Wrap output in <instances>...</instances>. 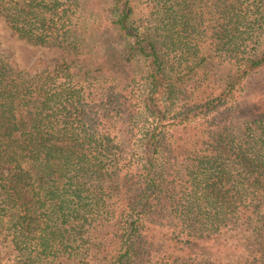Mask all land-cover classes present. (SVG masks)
I'll return each instance as SVG.
<instances>
[{
  "label": "trees",
  "instance_id": "trees-1",
  "mask_svg": "<svg viewBox=\"0 0 264 264\" xmlns=\"http://www.w3.org/2000/svg\"><path fill=\"white\" fill-rule=\"evenodd\" d=\"M1 22L63 57L0 51V264H264V0H0ZM223 236L246 257L199 255Z\"/></svg>",
  "mask_w": 264,
  "mask_h": 264
},
{
  "label": "rangeland",
  "instance_id": "rangeland-1",
  "mask_svg": "<svg viewBox=\"0 0 264 264\" xmlns=\"http://www.w3.org/2000/svg\"><path fill=\"white\" fill-rule=\"evenodd\" d=\"M142 12L146 13L143 9ZM0 51L14 59L20 68L32 71L53 69L63 57L61 49L33 45L20 38L5 22L0 23ZM246 243L242 237L223 236L200 245L198 253L218 258L224 263H234L246 257Z\"/></svg>",
  "mask_w": 264,
  "mask_h": 264
}]
</instances>
